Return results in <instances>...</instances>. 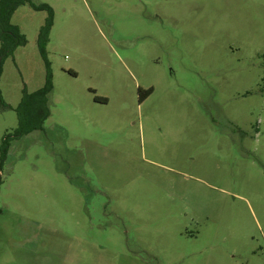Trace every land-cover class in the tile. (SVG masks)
I'll return each instance as SVG.
<instances>
[{"label":"rangeland","instance_id":"1","mask_svg":"<svg viewBox=\"0 0 264 264\" xmlns=\"http://www.w3.org/2000/svg\"><path fill=\"white\" fill-rule=\"evenodd\" d=\"M10 23L0 264H264V0H28ZM41 42L48 117L16 136Z\"/></svg>","mask_w":264,"mask_h":264},{"label":"trees","instance_id":"2","mask_svg":"<svg viewBox=\"0 0 264 264\" xmlns=\"http://www.w3.org/2000/svg\"><path fill=\"white\" fill-rule=\"evenodd\" d=\"M26 1L28 0H25L24 2ZM24 2L21 0H18L16 2L10 3L9 5L0 3V62H2L5 59V57L12 54L14 49L17 47V45H20V44L23 45L25 43L24 37L18 33V28L15 26H12L10 23L12 12L20 4ZM35 8H37L38 10H42V9L48 10L52 17V9L49 5L41 4L40 6L35 7ZM45 46H46V43L41 42L40 51H41V54L44 60L46 61L45 63H46L47 71H48L47 84L44 88L32 94H27L23 98V102L21 103L20 108L18 110V114L21 116L22 126L18 128V130L16 131V136L28 134L34 130H40L43 126L44 121L48 117V111H47L48 109L46 106V101H47L46 96L52 92L53 85H52L51 66L47 58ZM152 92H153L152 89H150L149 91H142V89L139 88L140 101H143L144 98L150 95ZM143 94H147V95L143 96ZM30 111H31V114H33V117L31 119H29L26 116ZM10 141L11 139H9V137L3 140V143L1 146L2 155L0 158L1 165L4 164L5 159L7 158L8 151L10 148Z\"/></svg>","mask_w":264,"mask_h":264},{"label":"crops","instance_id":"3","mask_svg":"<svg viewBox=\"0 0 264 264\" xmlns=\"http://www.w3.org/2000/svg\"><path fill=\"white\" fill-rule=\"evenodd\" d=\"M63 254L64 253H60V254H44L43 258L48 259L50 261L53 260V259L63 260L65 263L62 262L61 264H67L66 262L69 259V255L68 254H64V259H63V258H61ZM46 264H49V263H46ZM57 264H60V263H57Z\"/></svg>","mask_w":264,"mask_h":264}]
</instances>
